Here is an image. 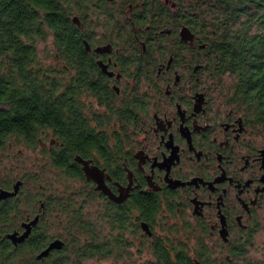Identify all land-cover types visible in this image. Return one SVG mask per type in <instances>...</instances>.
<instances>
[{
    "label": "flooded vegetation",
    "instance_id": "1",
    "mask_svg": "<svg viewBox=\"0 0 264 264\" xmlns=\"http://www.w3.org/2000/svg\"><path fill=\"white\" fill-rule=\"evenodd\" d=\"M78 1V41L41 68L61 108H29L28 135L4 136L19 108L0 102V264H59L90 213L124 217L111 232L129 246L84 263L154 264L163 243L174 261L264 264V137L228 103L195 2Z\"/></svg>",
    "mask_w": 264,
    "mask_h": 264
},
{
    "label": "trees",
    "instance_id": "2",
    "mask_svg": "<svg viewBox=\"0 0 264 264\" xmlns=\"http://www.w3.org/2000/svg\"><path fill=\"white\" fill-rule=\"evenodd\" d=\"M193 1L197 29L213 35L215 73L221 81L225 76L231 79L227 85L228 103L247 108L264 126V0ZM78 2L0 0V102L19 108L10 112L17 113L13 115L20 123L19 130H6L4 136L17 132L23 137L28 135L29 108H61L58 83L41 69L45 63L38 44L52 36L51 57H55L64 55L66 42L78 41V29L71 21ZM69 48L77 49V45ZM89 216L76 215L69 223V247L59 264H84L83 260L98 251L108 255L115 246H129L120 232H111L129 223L124 217L106 214V219L97 223L92 213ZM156 250L159 256L154 264H193L184 251L172 260L163 243Z\"/></svg>",
    "mask_w": 264,
    "mask_h": 264
},
{
    "label": "rangeland",
    "instance_id": "3",
    "mask_svg": "<svg viewBox=\"0 0 264 264\" xmlns=\"http://www.w3.org/2000/svg\"><path fill=\"white\" fill-rule=\"evenodd\" d=\"M52 40H53L52 39V36H49V37H47L46 40L42 39V40L39 41L40 42L38 44V48H39V51H40L39 53H40L41 57L43 58V62L44 63H48L50 61L49 58L51 57V54H52L51 53V51H52V46H51ZM230 80H231L230 78H228L227 76H225L222 79V81H221V83H223L222 84L223 86L226 85L224 87L225 88L224 91H226V95H227V93H229L228 92L227 85L230 82ZM259 131H260L261 136L263 138L264 137V126L263 125H260L259 126ZM260 238H261V242L264 244V231L262 232ZM260 253H261V258H263L264 257V254H262V253H264V246L262 247V250H261ZM134 257L140 258V256H137L135 254H134ZM146 257H148V256L146 255ZM141 259H142V257H141ZM143 259H144V257H143ZM149 259L151 260V256L150 255H149ZM84 264H123V263H119V262L113 261L110 258H106V259H102V260H99V259L86 260V262Z\"/></svg>",
    "mask_w": 264,
    "mask_h": 264
},
{
    "label": "water",
    "instance_id": "4",
    "mask_svg": "<svg viewBox=\"0 0 264 264\" xmlns=\"http://www.w3.org/2000/svg\"><path fill=\"white\" fill-rule=\"evenodd\" d=\"M87 164V162H85ZM86 171H87V175L89 179H94L96 180L98 178V171H96V169L90 168V167H86ZM60 242L59 241H55L53 242L50 247L46 250L45 253H47L50 249L58 246Z\"/></svg>",
    "mask_w": 264,
    "mask_h": 264
}]
</instances>
